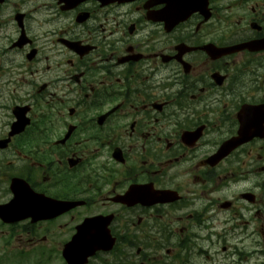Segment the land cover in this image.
<instances>
[{
	"label": "flooded vegetation",
	"instance_id": "obj_1",
	"mask_svg": "<svg viewBox=\"0 0 264 264\" xmlns=\"http://www.w3.org/2000/svg\"><path fill=\"white\" fill-rule=\"evenodd\" d=\"M6 138L0 204L69 207L0 220L10 250L66 264L96 219L86 264H264V0H0Z\"/></svg>",
	"mask_w": 264,
	"mask_h": 264
},
{
	"label": "water",
	"instance_id": "obj_2",
	"mask_svg": "<svg viewBox=\"0 0 264 264\" xmlns=\"http://www.w3.org/2000/svg\"><path fill=\"white\" fill-rule=\"evenodd\" d=\"M240 48V47H239ZM17 124V123H15ZM13 124L12 131L10 134H14L17 131L15 127L17 125ZM9 139L0 142V147L6 146ZM22 182L18 179H13L11 182V190L14 193V198L11 202L5 205H0V217L5 221H11L14 219L24 218L26 216H31L33 214H39V218H46L48 216V212L51 209H55V214L61 212L57 209V205H50L44 202L40 206H25L22 205L21 201L27 197L28 187L26 184H21ZM25 185V186H24ZM50 201V200H48ZM52 203V202H51ZM34 216V215H33ZM93 223V224H92ZM92 223H83L77 230L76 234L73 236L72 240L66 244L63 254L69 264H82L86 259L88 253L80 252L82 249V244L84 241V231L81 229H86L88 226H94V221ZM98 242L100 240L93 239L91 242Z\"/></svg>",
	"mask_w": 264,
	"mask_h": 264
},
{
	"label": "rangeland",
	"instance_id": "obj_3",
	"mask_svg": "<svg viewBox=\"0 0 264 264\" xmlns=\"http://www.w3.org/2000/svg\"><path fill=\"white\" fill-rule=\"evenodd\" d=\"M222 240H219V243L217 245H214L209 251L208 254L210 255V260L207 264H240L241 259L239 255H233L231 256L229 253H222L220 251V246L223 244L221 242ZM47 255H45L46 259ZM39 259L36 256H32L30 260L26 261L24 264H35V261ZM260 260H264V257H260ZM200 258H198V263H200ZM56 263L55 256H50L46 262V264ZM5 264H14L12 260H8L5 262Z\"/></svg>",
	"mask_w": 264,
	"mask_h": 264
}]
</instances>
